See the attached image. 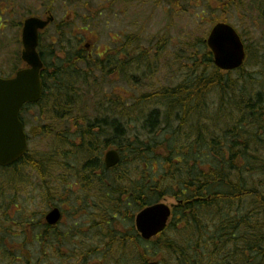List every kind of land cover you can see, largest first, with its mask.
<instances>
[{
    "label": "trees",
    "instance_id": "16d2710c",
    "mask_svg": "<svg viewBox=\"0 0 264 264\" xmlns=\"http://www.w3.org/2000/svg\"><path fill=\"white\" fill-rule=\"evenodd\" d=\"M228 4L245 7L243 0ZM175 5L180 11L179 0ZM260 9L264 20V8L248 11ZM68 28L66 21L59 24L56 42L45 49L44 94L34 106L45 121L37 134L54 138L52 150L45 157L25 156L0 188L18 197L23 184L27 192L34 186L22 180V172L29 169L50 209L58 207L53 198L59 196L69 208H60L64 217L95 219L87 217L81 227L86 231L79 246L75 222L64 230L63 221L50 227L40 215L34 224L25 218L20 234L0 225V264H264V41L248 46L243 68L224 73L214 66L205 41L196 39L191 61L204 69L130 103L115 92L100 95L96 76L112 85V75H129L117 62V51L102 64L89 62L97 70L93 86L91 73L76 70L79 60L67 61ZM199 46L206 48L203 53ZM147 55L139 56L138 64ZM258 65L260 70H253ZM92 86L98 95L90 100ZM88 106L96 117L87 114ZM110 148L122 160L106 170L103 158ZM68 174L78 180V193L70 191ZM166 199L177 204L169 227L144 242L135 215Z\"/></svg>",
    "mask_w": 264,
    "mask_h": 264
},
{
    "label": "rangeland",
    "instance_id": "374dc122",
    "mask_svg": "<svg viewBox=\"0 0 264 264\" xmlns=\"http://www.w3.org/2000/svg\"><path fill=\"white\" fill-rule=\"evenodd\" d=\"M179 1L180 11H177L178 5H175L177 7L172 6L173 0H83L81 5L76 0H0V18L2 20L0 22V74L11 76L17 68H21L19 59L21 29L17 25L29 17L44 19L50 10L56 18V24L44 34L45 49L50 46L52 41L56 42L54 39L55 29L59 24L63 21L74 20L72 23L79 21L73 29L78 32L79 36L85 38L86 43L92 46V60H96L97 53L106 55L113 50L119 52L120 48L123 53L119 55V58L117 57V62L123 63L126 72L129 73L128 77L124 73L112 75L110 78L113 82L112 85L101 76H96L99 78L97 82L100 86V95L103 96V93L106 92L109 96L115 92L124 99H128L130 103L135 102L137 97L144 94L176 86L189 72L193 73L199 67L204 69L206 66L197 67L191 61L195 53L192 44L196 39L206 40L211 29L218 23H227L233 26L243 38L247 48L250 44L253 45L260 40L264 41V20H260L261 9L257 12L248 11L249 8H264V0H243L245 6L243 9L234 7L235 4L229 5V0ZM118 2L120 3L117 4ZM88 3L92 7L94 6V11L84 10L82 5ZM228 5L229 8H224ZM82 28H85L87 32H81ZM69 32L67 30L66 33ZM138 35L140 36L138 44L141 50H137L135 42V37H139ZM162 36H165L164 45L162 51H158V43ZM127 38L130 41V46L129 43H126ZM126 45L128 46L126 47ZM199 48L202 53L206 49L201 46ZM149 49L151 50L149 51ZM129 51H132L131 54ZM147 52L148 55L144 61L138 64L137 58ZM56 56L63 59L61 54H56ZM46 57L48 58V55ZM85 66L86 64L81 62L77 65L76 70L86 76L91 73V85L96 86L95 80L93 81L95 74L92 72H97V70L94 68L85 69ZM253 70H260V66L258 65V68L255 67ZM93 86L90 87V100L98 95L97 88ZM40 111L39 108H33L22 112V118L27 123L29 156L38 158L49 155L54 144L53 137L37 134V128L45 123L38 119ZM87 114L96 117L93 110L89 111L88 109ZM60 172V170H56L55 178L59 177ZM10 174V171L4 172L0 169V187L8 184ZM66 178L70 191L78 193L79 188L76 184L78 180L69 174ZM22 180L32 183L31 186L34 187L24 193L23 184L19 185L21 190L18 197H15L14 193L2 191L0 188V225L19 234L26 228L25 220L27 218L31 219L29 223L33 219L38 222L39 215L38 218H43L50 211V201H47L36 191L35 185L39 184L37 174L27 169L22 172ZM14 200L15 203H13ZM60 201L59 196L53 198V202L58 208H61L63 212H68L69 208ZM162 202L169 205L176 204L173 199H166ZM85 214L87 215V213ZM87 217L95 219L90 215ZM87 217L81 219L75 217V220L71 217H64L60 227V229L66 230L74 222L80 226L77 229L79 236L77 237L78 241L74 244L76 246L83 243L84 237L81 238L80 235L86 229H81V227L88 223ZM96 218L99 217L96 216ZM30 231L32 230L29 227L28 234ZM16 240L19 242L17 238Z\"/></svg>",
    "mask_w": 264,
    "mask_h": 264
},
{
    "label": "water",
    "instance_id": "95a60500",
    "mask_svg": "<svg viewBox=\"0 0 264 264\" xmlns=\"http://www.w3.org/2000/svg\"><path fill=\"white\" fill-rule=\"evenodd\" d=\"M54 22L50 16L46 20L29 18L24 23L22 41L23 61L29 68L21 70L14 79H0V166L9 167L18 163L28 151V138L20 121L21 109L27 104H37L43 95L41 70L43 63L37 51L39 32ZM206 43L214 56L215 66L222 71H235L243 67L247 53L245 45L230 25L217 24L210 32ZM121 162L120 153L110 150L105 155L106 169L110 170ZM172 215V207L166 203L151 205L135 218L140 236L150 241L163 233ZM62 219L59 209L46 216L49 226H56Z\"/></svg>",
    "mask_w": 264,
    "mask_h": 264
},
{
    "label": "flooded vegetation",
    "instance_id": "af4514ba",
    "mask_svg": "<svg viewBox=\"0 0 264 264\" xmlns=\"http://www.w3.org/2000/svg\"><path fill=\"white\" fill-rule=\"evenodd\" d=\"M76 1H78V3L80 2V5H81L83 0H76ZM119 3L120 2H118L117 4H119ZM82 6H83L85 11H86V9L87 10L90 9V11H94L95 10V8H93L94 6L92 7L89 3L88 4H84ZM1 21L2 20L0 18V22ZM73 21H70V22L67 21V23L69 24L68 30L70 31L69 33H66V35H67V38H66V48H67L66 57H67V61L69 59H70L71 62H72V60H74V61H78L79 60L78 61L79 64L81 62L85 63L86 64V66H85L86 68L85 69H88L89 66H90L89 62L91 64H94V60H92L93 59V48H92V46L89 43H86V41L84 40L85 38H83L82 36H79L78 32L75 29H73V28H75L76 23H79V21H76V23L75 22L72 23ZM17 27L19 29H21V32H22V25H21V28L19 27V24L17 25ZM21 32H20V34H21ZM81 32H83V33L85 32L86 33L87 31L85 30V28H82ZM118 50H119V52H115V55H116V57L119 58V55L122 54L123 52H121L120 48ZM40 53H41L42 58H44L45 57L44 53L42 51H40ZM96 56H97L96 59L100 60V63L102 64L104 59H105V57L106 56H110V55H109V53H107L106 55L97 53ZM101 69H102V66H99L98 70H101ZM0 77L4 78V79L10 78V77L4 76L3 74H0Z\"/></svg>",
    "mask_w": 264,
    "mask_h": 264
}]
</instances>
